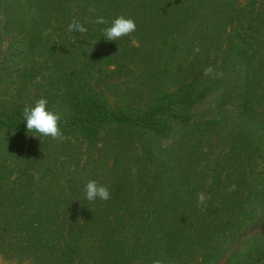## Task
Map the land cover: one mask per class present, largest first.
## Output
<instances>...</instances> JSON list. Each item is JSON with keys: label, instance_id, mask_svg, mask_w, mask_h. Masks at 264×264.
<instances>
[{"label": "trees", "instance_id": "1", "mask_svg": "<svg viewBox=\"0 0 264 264\" xmlns=\"http://www.w3.org/2000/svg\"><path fill=\"white\" fill-rule=\"evenodd\" d=\"M238 1H1L0 56L13 25L31 54L0 128L27 134L23 108L44 97L62 131L34 145L44 171L32 155L6 185L1 162V264H264V235L238 250L264 212V8ZM119 15L135 31L103 39L92 21ZM89 180L111 198L87 201Z\"/></svg>", "mask_w": 264, "mask_h": 264}, {"label": "rangeland", "instance_id": "2", "mask_svg": "<svg viewBox=\"0 0 264 264\" xmlns=\"http://www.w3.org/2000/svg\"><path fill=\"white\" fill-rule=\"evenodd\" d=\"M1 1L0 5L1 7H3ZM247 1L248 0H239L236 6L241 7L245 5ZM258 5L264 8V0H258ZM1 13L2 11H0V28H3V18L1 16ZM16 26L17 25H13L12 29H8L7 31L4 30L9 34H7L8 36H5V40L1 39V48L4 52L7 53L8 56V60L3 55L0 56V96L3 99H6L11 94L13 95L17 91V88L21 84L20 77L25 69L24 67L28 65V59L31 54V44L29 42V39L24 38V35L20 33L19 30H17ZM48 33L49 32H46L44 35H47ZM45 42L41 45H44ZM37 47L39 48L40 45H38ZM46 49H49V47L47 46L45 50ZM46 54H48L47 51L46 53L43 52V54L37 57V59H42ZM33 92L34 89L32 90V93ZM42 139L43 138H41V140ZM62 139H65V137L63 136ZM38 140L40 139L32 137L29 134H19L7 131L6 128H0V165H2L1 162L4 163V165H2L3 168L1 172L6 178V185H8L15 178L16 170H24L27 168L28 163L32 160V155H38L39 162L37 161L31 167V169H29L30 167L27 169L31 171L37 170L38 172L45 170L46 158L51 156L52 152L47 149L37 150V148H34V145ZM46 146L47 141L45 142V147ZM212 152L215 154L217 152V147H214ZM51 177L52 175L49 174L47 175V178L45 177L41 181L42 184L39 188V191L43 190L46 185V180L50 179ZM53 177L57 183L55 187H61L66 184L65 180L67 179V175L65 172H56L55 176ZM259 218H261V221L256 225L255 223L250 225V219L243 223L244 226L240 239L244 241V244L239 243V245L241 246V248L238 247L240 253H243V251H249L247 247H249L250 245V240L246 243L245 239L246 237H250V231H256L259 234L264 235V212L259 213ZM247 252L243 253L244 255L240 257L241 260L246 257ZM1 262L2 260L0 259V264Z\"/></svg>", "mask_w": 264, "mask_h": 264}, {"label": "clouds", "instance_id": "3", "mask_svg": "<svg viewBox=\"0 0 264 264\" xmlns=\"http://www.w3.org/2000/svg\"><path fill=\"white\" fill-rule=\"evenodd\" d=\"M94 11V10H91ZM96 25H104L100 29L103 39L107 41H116L122 36L135 31L136 23L130 17L119 15L111 19L105 20L103 16H96L94 21ZM69 32H78L85 34L88 28L75 18L68 24ZM60 115L48 107V100L44 97L39 98L33 104L26 105L23 108L22 120L26 129V133L32 137L41 138L50 137L57 139L62 137V131L59 126ZM84 198L93 202L97 199L107 201L111 198L108 186L98 183L96 180H89L83 186ZM199 200L203 201V194L199 195ZM152 264H163V261L156 259Z\"/></svg>", "mask_w": 264, "mask_h": 264}]
</instances>
